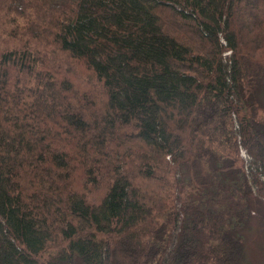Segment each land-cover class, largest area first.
<instances>
[{"label":"trees","instance_id":"16d2710c","mask_svg":"<svg viewBox=\"0 0 264 264\" xmlns=\"http://www.w3.org/2000/svg\"><path fill=\"white\" fill-rule=\"evenodd\" d=\"M264 222V0H0V264H243Z\"/></svg>","mask_w":264,"mask_h":264},{"label":"rangeland","instance_id":"374dc122","mask_svg":"<svg viewBox=\"0 0 264 264\" xmlns=\"http://www.w3.org/2000/svg\"><path fill=\"white\" fill-rule=\"evenodd\" d=\"M251 208V214L244 230L243 264H264L263 207L260 201L254 200Z\"/></svg>","mask_w":264,"mask_h":264}]
</instances>
